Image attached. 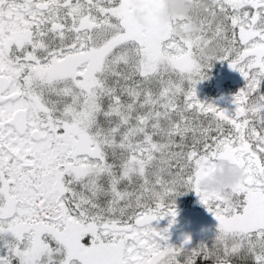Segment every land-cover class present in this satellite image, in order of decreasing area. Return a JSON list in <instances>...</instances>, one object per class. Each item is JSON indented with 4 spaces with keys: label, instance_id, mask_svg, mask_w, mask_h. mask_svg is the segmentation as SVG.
<instances>
[{
    "label": "snow or ice",
    "instance_id": "obj_1",
    "mask_svg": "<svg viewBox=\"0 0 264 264\" xmlns=\"http://www.w3.org/2000/svg\"><path fill=\"white\" fill-rule=\"evenodd\" d=\"M194 4L185 39L163 0H0V264H264V0ZM218 160L242 178L205 191ZM186 191L211 243L170 242Z\"/></svg>",
    "mask_w": 264,
    "mask_h": 264
},
{
    "label": "clouds",
    "instance_id": "obj_2",
    "mask_svg": "<svg viewBox=\"0 0 264 264\" xmlns=\"http://www.w3.org/2000/svg\"><path fill=\"white\" fill-rule=\"evenodd\" d=\"M196 5L193 0H163V7L158 12L162 23L174 24L173 31L177 37L189 38L193 35L194 24H175L178 17H191ZM145 12L136 11V18L143 22ZM242 171L228 160H218L214 172L200 179V187L205 191H222L239 183Z\"/></svg>",
    "mask_w": 264,
    "mask_h": 264
},
{
    "label": "trees",
    "instance_id": "obj_3",
    "mask_svg": "<svg viewBox=\"0 0 264 264\" xmlns=\"http://www.w3.org/2000/svg\"><path fill=\"white\" fill-rule=\"evenodd\" d=\"M209 75V79L200 82L202 83L201 86L197 85L199 97L202 100L215 101L224 108L233 107L231 102L226 106L225 98L223 100V97L227 98V95L233 96L244 87L246 84L244 77L238 71L232 69L227 62L220 61L213 65ZM220 94L222 96L217 101V96ZM180 196L177 197L179 198V200L177 199V207L182 213H185V211L195 213L209 212L206 206L200 202V198L195 191H186ZM209 213L212 214L211 212Z\"/></svg>",
    "mask_w": 264,
    "mask_h": 264
},
{
    "label": "rangeland",
    "instance_id": "obj_4",
    "mask_svg": "<svg viewBox=\"0 0 264 264\" xmlns=\"http://www.w3.org/2000/svg\"><path fill=\"white\" fill-rule=\"evenodd\" d=\"M195 2L196 0H194V3ZM198 85L201 86L202 83H199ZM221 96L222 94L217 96V101ZM224 98H225L224 101L225 105L228 106L233 96L227 95V98L223 97V100ZM177 199L179 200V198H176V204H177ZM178 212L179 215L176 218L177 222L171 228V238H170L171 243L173 244L181 243L185 235L191 236L192 238L191 243L193 246L198 245L201 241H206L208 243H211V238L214 235L216 225L218 223L213 214H210L209 212L195 213V212H186V211L185 213H182L179 210ZM187 218H189L190 220ZM168 222L169 219L165 217L164 219L158 221L157 223L160 228H164L167 227Z\"/></svg>",
    "mask_w": 264,
    "mask_h": 264
}]
</instances>
